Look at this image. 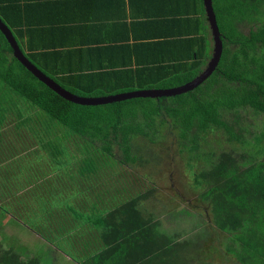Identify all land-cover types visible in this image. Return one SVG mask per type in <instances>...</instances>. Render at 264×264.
<instances>
[{
    "label": "trees",
    "instance_id": "1",
    "mask_svg": "<svg viewBox=\"0 0 264 264\" xmlns=\"http://www.w3.org/2000/svg\"><path fill=\"white\" fill-rule=\"evenodd\" d=\"M21 1L27 0H1L0 19L35 65L78 95L178 86L201 72L212 55L211 29L201 1L197 60L186 63L172 54L169 68L157 78L145 70L139 75L114 66L90 74L86 66L65 58L61 44L51 50L46 43L40 50L25 44V29L40 31L28 20L27 9L33 16L46 3ZM211 2L222 43L219 61L198 85L169 96L72 102L27 69L0 30L1 216L11 214L15 224L40 233L62 250L68 248L81 264H172L166 254L173 248L184 254L193 243L164 230L162 221L148 212L155 191L147 195L152 188L145 189L144 178L154 177L147 165L149 170L145 169L144 150L140 152L136 143L143 136L163 148L170 126L176 123L178 150L185 153L181 165L187 171V190L195 192L196 204L202 199L208 205L224 234L228 242L224 264L231 257L237 264H264V141L254 135L257 142H252L247 132L252 127L242 121L244 116L260 115L264 125V0ZM241 23H250L247 34ZM106 74L112 75L110 81L103 77ZM155 126H159L156 139ZM235 144L244 149L238 157L232 154ZM162 150L170 154L168 148ZM244 155L248 159L242 162ZM128 166L140 171L142 182L136 175L123 191L106 189L107 177L115 182L119 177H113L114 171ZM120 211L129 214L128 221L115 218ZM0 238V264H44L33 257L21 260L19 243L12 237ZM174 256L176 251L171 259Z\"/></svg>",
    "mask_w": 264,
    "mask_h": 264
},
{
    "label": "crops",
    "instance_id": "2",
    "mask_svg": "<svg viewBox=\"0 0 264 264\" xmlns=\"http://www.w3.org/2000/svg\"><path fill=\"white\" fill-rule=\"evenodd\" d=\"M32 1L36 0L21 4ZM39 1L46 3L43 9L33 16L27 9V18L40 31L25 29V44L32 43L37 50L42 43L50 50L61 44L65 58L86 66L90 74L114 66L139 75L145 70L157 78L166 72L172 54L186 63L199 58L195 51L201 42L202 0ZM162 57L166 60L158 61ZM111 76L103 77L110 81Z\"/></svg>",
    "mask_w": 264,
    "mask_h": 264
},
{
    "label": "rangeland",
    "instance_id": "3",
    "mask_svg": "<svg viewBox=\"0 0 264 264\" xmlns=\"http://www.w3.org/2000/svg\"><path fill=\"white\" fill-rule=\"evenodd\" d=\"M249 25L250 23H241V27H239L243 33L247 34ZM262 119L260 115L244 116L242 118V121H244L246 125L252 127V129L247 130L252 142L256 141L255 138L252 139L254 135L260 138V142L261 140L264 141V125L261 123ZM173 126L174 125L170 126L172 129L169 131V134L166 135L165 147H163L168 148L170 154H168L169 152L165 154L164 150H162L163 148L157 145V143H153L150 140L148 141L143 136L140 137V141L136 143V145H141L140 152L144 150L143 156L146 161L143 163L145 169L149 170L147 168L149 167V172L154 177L150 179L144 178L147 183L145 189H148V187H150L149 189L152 188L147 192V195L151 196L152 192L155 191L153 197L148 200V212L162 221V228L164 230L178 233L180 239L182 241L184 240V243H186V241L190 244L193 243L190 248L186 247L187 249H185L186 252L184 254L188 255V257L184 256L181 249L177 250L173 248V250H170L166 255H169L168 261H172V264H174L178 256H180V259L177 264H207L208 262L211 263L213 259L215 260L214 264L227 263L224 260L228 257L224 254V245L228 242L223 238L224 234H222V236L219 232L216 222L213 220L214 218L211 217L208 211V205L202 202V199L200 204H196L194 202V198L196 197L195 192H189L187 190L190 188L189 184H186L188 179L186 176L187 171L181 165L185 153L184 151L181 152L178 150L180 147L179 139L176 138L178 134V125L175 123V127ZM152 129L155 131L153 137L156 139L159 135V126H155ZM204 146L205 144H201V148L207 149ZM234 147L235 150L232 154L238 157L239 152L244 151V149L243 147L239 148L237 144H235ZM229 151L232 150L229 149ZM158 158L162 161H158ZM247 159L248 156L244 155L242 162L245 160L247 161ZM121 170L122 172L120 173L117 170L114 171L113 177L115 175L119 177L115 182L110 183L111 178H105L106 180L104 183L106 189L114 192L118 190L123 191V188L128 187V185L130 187V185L134 183L136 175L138 179L140 178V183L142 182L141 173L138 169L135 170L128 166ZM113 183L115 185H113ZM105 185H103V187H105ZM188 193L191 195L189 196ZM196 210H200L201 213L196 214ZM5 214L6 215L3 216L0 215V221L3 223V225L0 226V236L12 237V240L19 243L21 260L28 261L33 257L44 264H81L79 260L70 254L68 248L64 247V250H62L53 243L47 242V237L30 230L28 227L15 224L11 219L12 215L8 213ZM114 215H116L115 218L119 217L122 221L129 220V214L126 212L120 211ZM146 216H144V218H146ZM111 218L109 219L113 223ZM134 226L133 228H136L137 223H134ZM87 242L89 245L88 240ZM79 245L78 242L76 251L80 253L81 248ZM211 250L212 252L210 253ZM175 251L176 259L175 256L171 259V254L175 253ZM234 261V258L231 257L228 262L229 264H237L234 263Z\"/></svg>",
    "mask_w": 264,
    "mask_h": 264
},
{
    "label": "water",
    "instance_id": "4",
    "mask_svg": "<svg viewBox=\"0 0 264 264\" xmlns=\"http://www.w3.org/2000/svg\"><path fill=\"white\" fill-rule=\"evenodd\" d=\"M202 4L212 34V40H213L212 55L208 60L205 68L201 72H199L194 78L181 85L174 87H167V88L134 89L126 92H118L103 96H82L75 94L69 91L68 89L64 88L61 84L56 82L52 77L48 76L44 71H42L25 55V53L20 48L12 30L2 19H0V30L5 35L6 39L9 41L10 45L12 46L13 54L16 56V58L24 66H26V68L29 69L38 79H40L45 84H47L59 95L63 96L64 98L72 102H76L80 104H102L113 101H121L133 97L169 96V95H174L188 91L191 88L198 85L203 79H205L211 73V71L214 69V67L217 65L219 61L222 43H221V39L219 38V30L212 9V2L211 0H202Z\"/></svg>",
    "mask_w": 264,
    "mask_h": 264
}]
</instances>
